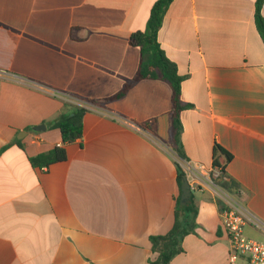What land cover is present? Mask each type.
I'll return each mask as SVG.
<instances>
[{
	"label": "crops",
	"instance_id": "obj_1",
	"mask_svg": "<svg viewBox=\"0 0 264 264\" xmlns=\"http://www.w3.org/2000/svg\"><path fill=\"white\" fill-rule=\"evenodd\" d=\"M155 1L0 0V150L10 144L0 151V264L156 258L148 238L171 229L178 196L169 87L144 79L121 99L88 102L132 79L140 52L129 37L146 30ZM254 3L172 0L157 42L190 105L180 113L185 159L209 166L214 145L230 154L225 176L264 223V43ZM65 106L88 110L80 140L65 146V161L32 168L29 157L61 144L47 123ZM38 125L45 129L33 131ZM191 194L195 233L169 264H243L229 262L211 190ZM244 233L264 242L254 226Z\"/></svg>",
	"mask_w": 264,
	"mask_h": 264
},
{
	"label": "trees",
	"instance_id": "obj_2",
	"mask_svg": "<svg viewBox=\"0 0 264 264\" xmlns=\"http://www.w3.org/2000/svg\"><path fill=\"white\" fill-rule=\"evenodd\" d=\"M171 1L156 0L150 8L146 30L144 32H134L130 35L129 44L138 48L140 52V61L132 79L124 84L113 96L102 100L89 99L88 102L102 105L121 99L133 84L140 80L151 79L164 81L170 90L169 123L171 136L169 146L179 160H186L180 145L182 131L180 113L190 105L183 104L180 99L183 77L178 75L175 64L165 56L157 42V31ZM262 4H264V0H255L254 24L262 43H264V16L260 13ZM87 111L86 108L81 106L63 107L59 114L47 123L49 129H57L59 131L61 144L54 146L47 152L29 157L28 162L30 166L32 168L47 169L50 165L65 161V146L80 140L82 136V117ZM140 126L152 131L147 123H142ZM13 143L21 147L18 141L15 140ZM8 145L4 146L0 151H3ZM214 155L211 164L219 167L225 175V167L231 159L230 154L219 146L214 145ZM175 167L178 196L175 200L173 225L167 233L150 236L148 238L151 251L156 253V258L150 262L151 264H169L174 256L183 252L181 246L183 238L186 235L195 233L196 205L194 198L191 194L187 204H181L179 199L180 186L185 174L176 162ZM220 187L228 193H231L235 188L234 184L229 180L220 183ZM216 203L220 209L222 207L221 202L216 201Z\"/></svg>",
	"mask_w": 264,
	"mask_h": 264
},
{
	"label": "built area",
	"instance_id": "obj_3",
	"mask_svg": "<svg viewBox=\"0 0 264 264\" xmlns=\"http://www.w3.org/2000/svg\"><path fill=\"white\" fill-rule=\"evenodd\" d=\"M176 163L190 182L191 190H200L206 186L211 190L215 201L221 202L220 226L228 240L229 262L242 260L243 264H264V242L250 238L244 233V228L248 225L264 231V223L246 209L240 200L242 190L235 187L232 193L224 191L220 183L228 179L219 167L212 164L204 166L187 160H179Z\"/></svg>",
	"mask_w": 264,
	"mask_h": 264
},
{
	"label": "water",
	"instance_id": "obj_4",
	"mask_svg": "<svg viewBox=\"0 0 264 264\" xmlns=\"http://www.w3.org/2000/svg\"><path fill=\"white\" fill-rule=\"evenodd\" d=\"M44 129H45L44 125H38V126H34L32 128V130L36 131V132L43 131ZM191 193H193V190H191L186 177H184L182 180V184L180 186V197H179V199H180L181 204H183V205L187 204Z\"/></svg>",
	"mask_w": 264,
	"mask_h": 264
}]
</instances>
